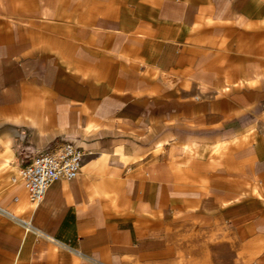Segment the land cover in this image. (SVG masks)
Segmentation results:
<instances>
[{
  "label": "crops",
  "instance_id": "1",
  "mask_svg": "<svg viewBox=\"0 0 264 264\" xmlns=\"http://www.w3.org/2000/svg\"><path fill=\"white\" fill-rule=\"evenodd\" d=\"M0 207V264H264V0H0Z\"/></svg>",
  "mask_w": 264,
  "mask_h": 264
},
{
  "label": "built area",
  "instance_id": "2",
  "mask_svg": "<svg viewBox=\"0 0 264 264\" xmlns=\"http://www.w3.org/2000/svg\"><path fill=\"white\" fill-rule=\"evenodd\" d=\"M82 152L70 141H64L58 150H44L20 170V177L30 200L38 204L48 187L57 179H73L81 169ZM0 214L14 218V215L0 207ZM26 230L33 229L29 221L21 220Z\"/></svg>",
  "mask_w": 264,
  "mask_h": 264
}]
</instances>
